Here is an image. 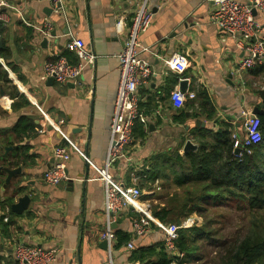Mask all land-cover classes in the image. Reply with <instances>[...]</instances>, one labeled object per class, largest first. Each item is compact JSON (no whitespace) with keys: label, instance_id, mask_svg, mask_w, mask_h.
Masks as SVG:
<instances>
[{"label":"crops","instance_id":"crops-1","mask_svg":"<svg viewBox=\"0 0 264 264\" xmlns=\"http://www.w3.org/2000/svg\"><path fill=\"white\" fill-rule=\"evenodd\" d=\"M10 2L13 6L3 9L0 25L4 42L0 48V264H15L12 252L19 243L56 248L58 257L51 264L157 262V256L137 261L132 255L150 248L159 252L165 247L160 226L175 223L154 216L150 203L157 205L166 201L168 194L181 190L173 184H155L159 180L148 187L149 183H142L143 171L150 170L155 158L165 152L184 155L189 139L198 149L203 135L212 137L225 128L232 131V136L242 132L243 112L264 104V60L239 76L237 66L246 53L231 35L210 21V2L152 0L154 21L141 36L143 45L150 48L141 57L155 72L139 89V111L147 117L145 134L136 137L110 169L117 181L140 186L141 205L150 211L153 221L147 233L136 235L133 222L142 213L127 207L118 214L114 231L129 234L134 248H128V242L118 245L116 236L112 263L101 240L105 227L104 183L86 157L97 166L105 164L120 81L119 55L137 2L66 0L67 20L53 10L51 0ZM120 16L124 26L118 30ZM256 17L264 36V13L257 12ZM47 21L52 23L48 36L40 30ZM76 38L83 39L97 55L95 63L84 70L81 83L70 86L43 78L48 59L62 55L77 61L69 46ZM176 52L190 54L185 74L191 81L186 88L201 86L209 91L216 109L211 119L201 115L177 120L182 112L193 109L188 101L175 106L171 98L178 76L163 59ZM158 104L161 117L152 115ZM43 111L55 125L45 120ZM24 117L33 126L27 130L15 128ZM66 137L86 157L72 148ZM57 145H68L72 154L67 168L70 179L52 186L44 181V172L56 161L53 149ZM19 167L22 172L13 176L2 192L7 177L3 169ZM133 172L139 176L137 182ZM25 194L30 195L28 208L21 214L13 212L11 205Z\"/></svg>","mask_w":264,"mask_h":264},{"label":"built area","instance_id":"built-area-1","mask_svg":"<svg viewBox=\"0 0 264 264\" xmlns=\"http://www.w3.org/2000/svg\"><path fill=\"white\" fill-rule=\"evenodd\" d=\"M211 3L210 21L218 28L231 35L238 46L244 50L246 56L237 66V74L242 75L244 71L250 70L256 64L264 60V36L262 35V24L256 17L257 12L264 13V0H206ZM137 5L134 10L129 28L125 32L124 47L119 55L120 81L117 91L113 116L110 121V144L105 159L104 166H97L89 160L85 154L69 138V145L77 150L86 161L91 164L99 173L104 183V216L105 227L101 233V240L106 241L108 256L112 262V251L116 239L113 224L119 213L127 207L133 208L142 215L134 219L133 230L136 235L147 233L151 226L153 217L149 210L142 207L143 190L135 184H126L117 181L111 173V166L121 156L127 146L135 142L134 129L137 121L147 123V117L139 111V89L148 83L155 75L152 65L141 57L144 51H150L149 46H144L141 36L152 25L155 12L152 8V0H136ZM10 0H0V25L3 20V9L12 7ZM54 11L60 13L68 19L66 0H51ZM256 12V13H255ZM124 26V18L120 16L117 21L118 30ZM42 33L50 35L52 23L47 21L42 28ZM2 34L0 31V40ZM71 50L77 57V61L71 62L66 56L50 58L44 63L43 78L54 80L61 84L77 86L81 83L84 70L89 65H93L97 55L93 49L87 46L83 39L76 38L69 44ZM190 54L187 52H176L163 59L164 65L178 75V85L171 92V98L175 106H180L183 102L196 98L197 90L186 88L182 90L183 81L190 82L191 78L185 74L190 64ZM45 120L54 124L53 120L43 111ZM153 116L161 117L162 109L159 104L152 113ZM55 125V124H54ZM59 130V128H58ZM243 133L244 138H240L238 133L232 136L234 147L239 149L238 156L242 155L243 150L252 153L253 147L262 141L261 119L252 113V108L243 112ZM56 159L44 172V181L52 186H57L62 182L68 181V163L72 154L68 145H57L53 149ZM132 176L135 182L139 177L137 172ZM158 183V181H157ZM8 218H6V221ZM187 223L182 225L186 227ZM180 225L164 224L160 228L164 233L165 247L172 258L171 264H179L185 257L184 252L180 251L176 245L179 238ZM127 247L134 248V242L129 241ZM55 248H44L38 245L17 244L12 252L15 264H51L58 255ZM113 263V262H112Z\"/></svg>","mask_w":264,"mask_h":264},{"label":"trees","instance_id":"trees-1","mask_svg":"<svg viewBox=\"0 0 264 264\" xmlns=\"http://www.w3.org/2000/svg\"><path fill=\"white\" fill-rule=\"evenodd\" d=\"M196 90V98L188 101L192 112H182L177 120L185 121L186 118L201 115L211 119L215 115L216 109L209 91L201 86ZM261 93L264 95V90ZM259 117L262 141L253 147L250 154L243 150L242 155L238 156L232 131L225 128L212 137L210 134L207 137L201 136L199 148L188 150L184 155L179 151H168L157 156L150 170L142 173V183H149L148 187L156 180H162L165 181L163 185L173 184L176 189H185L181 193L168 194L169 198L163 205H152V214L164 222L181 225L182 220L195 211L204 214L205 209L196 203L198 201L205 202L208 199L212 203L217 198H234L242 203L243 207H240L248 212L249 224L235 239L222 243L215 264H264V115ZM32 126V122L24 117L15 128L27 130ZM134 134L135 137L144 136L143 122L136 123ZM211 235L206 223L190 228L181 227L176 245L184 252L185 258L179 264L190 260L193 255H199L196 254L198 238H211ZM116 236L119 239L118 245L132 239L129 234L121 232L116 233ZM154 256L158 257V261L152 264L172 262L164 246L159 252H155L154 248L135 252L132 259L146 261Z\"/></svg>","mask_w":264,"mask_h":264},{"label":"rangeland","instance_id":"rangeland-1","mask_svg":"<svg viewBox=\"0 0 264 264\" xmlns=\"http://www.w3.org/2000/svg\"><path fill=\"white\" fill-rule=\"evenodd\" d=\"M238 136L244 138L243 131L239 132ZM161 182L163 181L155 182V184L161 185ZM183 191L185 189L181 190V192ZM216 200L212 203L210 201L196 202L201 208L205 209L204 214L194 212L188 218L182 220L181 224H190L186 228L206 223L207 229L212 232L211 238H198L199 248L196 254L199 255H193L190 260L183 264H215L218 254L221 253L222 243L232 241L244 232L246 226H248L250 218L248 212L240 207L242 203L234 198H217ZM164 201L161 200L157 204L163 205ZM150 204L153 205V203ZM171 223L177 224L176 222Z\"/></svg>","mask_w":264,"mask_h":264},{"label":"water","instance_id":"water-1","mask_svg":"<svg viewBox=\"0 0 264 264\" xmlns=\"http://www.w3.org/2000/svg\"><path fill=\"white\" fill-rule=\"evenodd\" d=\"M256 13V12H255ZM52 35H54V33H52ZM47 40L45 39L44 42H46ZM4 45V42L3 40L1 39L0 40V48L3 47ZM3 62L2 60H0V65H2ZM49 81H54V78H49ZM231 83L233 84L234 82L231 81ZM186 84L187 82L186 81H183L181 83V87H182V90H185L186 89ZM70 86H74L72 83H69ZM252 113L257 115V116H262L264 115V104H260V105H256L252 108ZM200 123V122H199ZM198 146L193 143L191 140H188L187 141V144L186 146L184 147V151H188V150H195ZM240 150L237 149L236 152H239ZM4 172L7 174V177H6V182L5 184L2 186L1 188V191L4 192V190L8 187V184L11 182L13 176H15L16 174H20L22 172V168L19 167V168H14V169H11V168H4L3 169ZM29 203H30V195L29 194H25L23 196H21L17 202L13 203L11 205V209L13 212L17 213V214H21L24 210H26L29 206ZM113 227H115V224H113ZM102 245L107 248V243L106 241H103L102 242ZM150 261H146L142 264H149Z\"/></svg>","mask_w":264,"mask_h":264}]
</instances>
